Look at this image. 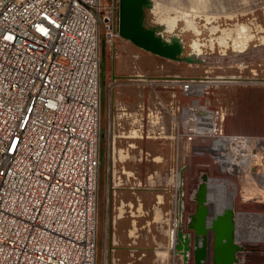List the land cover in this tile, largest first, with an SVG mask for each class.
I'll return each mask as SVG.
<instances>
[{
	"label": "built area",
	"instance_id": "obj_1",
	"mask_svg": "<svg viewBox=\"0 0 264 264\" xmlns=\"http://www.w3.org/2000/svg\"><path fill=\"white\" fill-rule=\"evenodd\" d=\"M102 32L125 41L116 0H0V264H98ZM136 81L168 96L178 157L219 168L229 149L263 168L264 137L227 132L222 78Z\"/></svg>",
	"mask_w": 264,
	"mask_h": 264
},
{
	"label": "rangeland",
	"instance_id": "obj_2",
	"mask_svg": "<svg viewBox=\"0 0 264 264\" xmlns=\"http://www.w3.org/2000/svg\"><path fill=\"white\" fill-rule=\"evenodd\" d=\"M145 16L148 27L165 39L179 38L185 53L179 62L168 61L126 41L111 50L102 32L98 264H185L170 250V232L178 229L174 183L183 173L188 212L182 230L192 233L187 229L194 204L190 200L207 172L209 185L220 191L211 196L214 210L217 204L228 208L232 198L236 213L254 216L237 218V239L245 247L238 255L239 264H264V242L248 243L250 228L264 230V219L257 218L264 214V177L259 185L241 182L227 173L234 163L228 156H222L225 164L219 168L210 157H178L168 133L169 117L157 98L168 96L136 81L138 70L152 78L220 77L226 83L215 86L212 97L227 112V132L264 137V0H148ZM190 21L198 33L189 27ZM237 25L250 27L253 38L245 51L233 47L236 34L227 39V46L218 42L223 30ZM196 42L201 52L194 48ZM187 264H195L194 257Z\"/></svg>",
	"mask_w": 264,
	"mask_h": 264
},
{
	"label": "water",
	"instance_id": "obj_3",
	"mask_svg": "<svg viewBox=\"0 0 264 264\" xmlns=\"http://www.w3.org/2000/svg\"><path fill=\"white\" fill-rule=\"evenodd\" d=\"M144 2L147 4L148 0H122V17L119 27L121 37L131 40L138 48L151 54L179 61L181 47L177 42L168 45L154 31L139 27L137 13L136 25L132 26L125 21L124 7L136 3L138 8ZM218 160L222 167L225 160L220 157ZM209 178L211 177L208 172L203 173L199 183L195 186L190 200L194 204L187 223V229L192 233L188 234H184L182 230L184 228L183 218L188 212L184 200L186 181L183 173H180L178 182L174 183V188L178 191V197L176 194L174 196L178 229L175 230L173 245L184 258L185 264L190 262L192 257H194L195 264H238V255L243 251V247L236 241L237 215L234 206L214 215Z\"/></svg>",
	"mask_w": 264,
	"mask_h": 264
},
{
	"label": "bare ground",
	"instance_id": "obj_4",
	"mask_svg": "<svg viewBox=\"0 0 264 264\" xmlns=\"http://www.w3.org/2000/svg\"><path fill=\"white\" fill-rule=\"evenodd\" d=\"M189 27H192L197 33L199 32V30L197 29V26L195 25L194 22L190 21ZM218 30H219V28H213L212 29L213 32H217ZM222 33H223V35H222L221 38H219L218 42L220 44L226 45V46L228 44L227 43V39L231 38L233 34L237 35V37H235L233 39V41H234V46L233 47L235 49H237V51L238 50L240 51V49H241V51H243L247 47V45L250 42V40H252V38H253L252 34L250 32V27L247 26V25H237L236 29H225V30H223ZM174 40L175 41L176 40L180 41V39L176 38V37H174ZM170 42L171 41H169V40L166 41V43L168 45H170ZM194 48L197 51L201 52L200 44L198 42H196L194 44ZM197 55L198 54H195L194 58H199V57H197ZM222 156H228V157L232 158L233 161H234V163L231 165L232 171H230V172L228 171L227 172L229 175L238 176V179L241 182H244L246 184L248 183L249 185L250 184H252V185H254V184L255 185L256 184L259 185L260 184L259 181L264 177V172L262 171L264 169V165H263V168L256 167V165H258V164H256V161H254V159H249V157H243L242 154L237 153V152L236 153H232L231 151H229V149H225L223 151ZM210 179L211 178H209V180ZM208 184H209V181H208ZM209 187L211 189L210 197L211 196H219V192L220 191H218L215 188H212L210 185H209ZM223 193H224V191H221L220 194H223ZM229 201L231 202V204L228 205V206L229 207H233L234 205H232V198ZM211 205H212V208H213V203L212 202H211ZM224 210H225V205L217 204V205H215V211L217 213H214V215H216V214H218L220 212H223ZM234 210H235V206H234ZM235 213H236V211H235ZM236 215H237L236 218H238L239 221L254 217L253 215L246 214V213H239V212L236 213ZM257 218H258V220L259 219H264V214L263 215H258ZM175 224L178 225V220H175ZM249 233H250V236L252 238L251 240H249V242H248L249 244L251 242H256L257 243V241L264 242V230L263 231H259V230L257 231V230H253V228H250L249 229ZM174 236H175V229L174 230L172 229V231L170 232V238H171V240H170V250H171V254H172V252H174L173 251V248H174L173 237ZM236 241L239 244V241L237 239V234H236ZM261 244L263 245V243H261ZM240 246H242V245L240 244ZM242 247L245 249L244 246H242Z\"/></svg>",
	"mask_w": 264,
	"mask_h": 264
},
{
	"label": "flooded vegetation",
	"instance_id": "obj_5",
	"mask_svg": "<svg viewBox=\"0 0 264 264\" xmlns=\"http://www.w3.org/2000/svg\"><path fill=\"white\" fill-rule=\"evenodd\" d=\"M128 5V3H127ZM146 6L147 4L144 2L142 5H140V7H136V3L132 4L131 5H128L126 7H124L125 9V21L128 22L130 25H136V13H137V21H138V24H139V27H143L144 29L146 30H150V31H154L156 33L157 36H159L163 41H171L170 42V45L174 42H177L179 44V46L181 47L180 50H181V53L179 55V61L182 60V55L185 53V46L183 44V42L181 41H175L174 40V37L171 38V39H165L164 36H162L160 33H158L157 31H155L154 29H151L150 27H148L147 23H146V16H145V9H146ZM137 9V10H136ZM132 15V16H131ZM121 17H122V0H116V20H117V26H118V30H119V27H120V20H121ZM133 18V20L131 19ZM120 32V31H119ZM163 37V38H162ZM124 39V38H123ZM127 43L130 44L131 47H133L134 49H138V50H141L147 54H150L154 57H159L161 59H165L163 57H160V56H157V55H154V54H151L147 51H144L140 48H138L131 40L129 39H124ZM174 40V41H173ZM173 41V42H172ZM167 44V43H166ZM190 58L189 57H185V60L188 61ZM165 60H168V61H172V60H169V59H165ZM178 61V62H179ZM175 62V61H174ZM177 230V229H176ZM173 251L172 252L174 255H180L182 257L181 254H179V251L177 250V248H173Z\"/></svg>",
	"mask_w": 264,
	"mask_h": 264
},
{
	"label": "crops",
	"instance_id": "obj_6",
	"mask_svg": "<svg viewBox=\"0 0 264 264\" xmlns=\"http://www.w3.org/2000/svg\"><path fill=\"white\" fill-rule=\"evenodd\" d=\"M212 211L215 213V210L212 208ZM146 216V215H145ZM151 217V215L149 216V213H148V218ZM145 218V217H144ZM147 219V217H146Z\"/></svg>",
	"mask_w": 264,
	"mask_h": 264
}]
</instances>
